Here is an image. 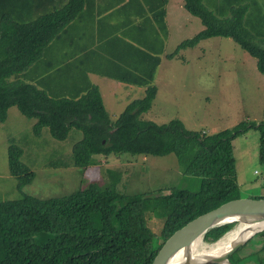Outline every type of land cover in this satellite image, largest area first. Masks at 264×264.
<instances>
[{
    "label": "trees",
    "instance_id": "trees-1",
    "mask_svg": "<svg viewBox=\"0 0 264 264\" xmlns=\"http://www.w3.org/2000/svg\"><path fill=\"white\" fill-rule=\"evenodd\" d=\"M231 13L219 17L203 0H185L186 9L199 17L204 28L181 42V49L195 46L211 37H229L256 57L264 75V46L247 27L245 14L249 3L231 0ZM17 0H0V121L16 106L36 120L39 133L48 127L52 136L65 140L73 128L82 130L76 142L72 164L87 169L96 164L95 155L178 156L187 175L201 178L200 187L189 190L176 186L155 193H122L118 180L103 187L85 184L72 193L38 198L24 194L19 199L0 202V264H152L159 249L177 229L221 204L241 197L233 140L251 128L259 132V160L264 163V121H241L231 128L204 132L186 128L179 118L156 123L143 118L158 93L155 80L159 58L148 79L145 94L131 101L116 119L109 116L97 86L74 98L50 96L22 76L37 61L53 38L77 14L80 5L70 1L46 10L35 19L18 21L14 12ZM164 10L159 18L164 21ZM259 41V40H258ZM141 81V80H140ZM22 149L9 148V167L20 186L35 178L20 160ZM84 183V182H83ZM262 198L264 195L254 196ZM162 219L156 235L149 219ZM225 223L208 230L204 242L214 243L235 227ZM259 245L249 258L264 264V230L249 242ZM239 248L230 256L233 264H246ZM249 264V263H248Z\"/></svg>",
    "mask_w": 264,
    "mask_h": 264
},
{
    "label": "rangeland",
    "instance_id": "rangeland-1",
    "mask_svg": "<svg viewBox=\"0 0 264 264\" xmlns=\"http://www.w3.org/2000/svg\"><path fill=\"white\" fill-rule=\"evenodd\" d=\"M211 1L207 3L212 5L220 0ZM255 2L259 10H264V0ZM186 14L183 29L188 39L203 25L201 21L190 22L189 17L195 20L199 17H193L187 10ZM183 23L178 25L179 30L177 24L173 25V32L179 33L173 36L171 52L186 40L178 38L183 34ZM197 26L201 27L198 31ZM176 41L178 44L172 46ZM155 84L158 93L151 109L143 114L144 119L162 124L179 118L186 128L204 132L231 128L244 120L264 121V75L258 69L256 57L229 37H211L181 49L160 67ZM35 123V119L25 116L16 106L9 109L6 121H0V202L19 199L24 194L38 198L64 196L85 184L105 187L117 180L116 189L129 194H150L172 186L189 190L200 187L201 178L185 174L174 153L95 155L96 164L83 171L72 164L73 147L83 138L82 130L73 128L67 139L58 140L48 127L36 133ZM12 145L22 149L21 162L35 172L33 181L24 186H20L19 178L10 171ZM233 146L241 197L264 195V163L259 160L258 130L251 128L241 134L233 140ZM149 224L158 235L163 221L152 217ZM239 225L243 223H237L219 241L226 240ZM216 242L202 241L198 248H209ZM245 244L241 255L246 258V264H253L247 255L259 245Z\"/></svg>",
    "mask_w": 264,
    "mask_h": 264
},
{
    "label": "crops",
    "instance_id": "crops-1",
    "mask_svg": "<svg viewBox=\"0 0 264 264\" xmlns=\"http://www.w3.org/2000/svg\"><path fill=\"white\" fill-rule=\"evenodd\" d=\"M70 1L80 5L77 14L22 76L54 97H78L97 86L109 116L116 119L131 101L145 94L148 84L141 82L148 79L154 58H159L156 80L165 61L176 57H169L173 36L179 33L173 32V25L178 30V25L184 22L182 29L186 25L185 0H17V9L9 4V10L18 21H26ZM247 1L237 0L236 5ZM207 2L212 1L203 3L219 17L230 15L231 0ZM253 3L248 4L245 22L264 44V10ZM195 19L189 17L199 24L201 19ZM184 36L183 29L178 38L184 40Z\"/></svg>",
    "mask_w": 264,
    "mask_h": 264
},
{
    "label": "water",
    "instance_id": "water-1",
    "mask_svg": "<svg viewBox=\"0 0 264 264\" xmlns=\"http://www.w3.org/2000/svg\"><path fill=\"white\" fill-rule=\"evenodd\" d=\"M230 222L243 223L247 235L236 241L222 255L208 254L197 259L194 256L193 245L200 244L211 228ZM263 230L264 197L235 198L198 215L177 229L163 243L152 264H233L230 256ZM183 251L186 253L185 258L177 262L179 254Z\"/></svg>",
    "mask_w": 264,
    "mask_h": 264
},
{
    "label": "bare ground",
    "instance_id": "bare-ground-1",
    "mask_svg": "<svg viewBox=\"0 0 264 264\" xmlns=\"http://www.w3.org/2000/svg\"><path fill=\"white\" fill-rule=\"evenodd\" d=\"M246 231L244 228V225H239V227H237V229L234 231V233L232 235H229L228 238L226 240H221L218 241L215 245L210 246L208 249H199L198 246L201 244H194L193 245V250H194V256L197 259H200L201 257L207 256L208 254H215V255H222L225 252H227L232 245L244 238L246 236ZM200 242V241H198ZM206 250V251H203ZM186 253L183 251L179 254V257L177 258V262L181 261L182 258H185Z\"/></svg>",
    "mask_w": 264,
    "mask_h": 264
}]
</instances>
